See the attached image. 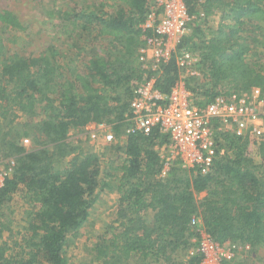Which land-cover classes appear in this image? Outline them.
I'll return each mask as SVG.
<instances>
[{
  "label": "trees",
  "instance_id": "16d2710c",
  "mask_svg": "<svg viewBox=\"0 0 264 264\" xmlns=\"http://www.w3.org/2000/svg\"><path fill=\"white\" fill-rule=\"evenodd\" d=\"M185 3L191 14L220 16L210 39L191 43L199 31L195 26L181 42L191 43L199 52L208 78L201 88L192 90L200 92L202 101H211L217 94L249 92L253 87L264 97V35L260 39L248 35L264 31V0ZM110 7L115 9L107 11L103 3L64 11L55 39L64 38V56L52 46L39 53L8 55L4 42L10 37L0 34V155L15 159L12 174L0 190V264H68L65 245L70 233L88 217L99 186L100 162L95 153L72 145L67 137L71 129L91 123L125 132L117 186L118 231L94 245L98 261L114 258L110 264H130L134 257L141 261L152 257L169 264H200V255L188 253L191 238L197 235L191 225L193 215L201 218L220 244H249L251 251L264 246V167L252 159L254 140L219 132V145L231 150V155L217 161L211 172L185 180L175 172L158 179L154 146L163 137L157 129L147 135L126 133L133 89L146 72L139 49L147 0H116ZM0 29L25 31L26 27L4 9ZM86 45L96 51L80 69V51ZM252 46L257 53H249ZM176 79V67L169 61L157 85L169 93ZM225 84L230 87L219 90ZM21 115L41 119L22 125L17 121ZM28 136L36 147L19 144ZM260 149L264 151V143ZM66 157L67 166L59 169L58 162ZM201 191L206 195L198 200L196 193ZM17 195L29 208L23 218L13 219L15 210L22 207ZM14 220L23 221V227L14 231ZM178 249L186 253V261L173 257Z\"/></svg>",
  "mask_w": 264,
  "mask_h": 264
},
{
  "label": "built area",
  "instance_id": "2783aa9c",
  "mask_svg": "<svg viewBox=\"0 0 264 264\" xmlns=\"http://www.w3.org/2000/svg\"><path fill=\"white\" fill-rule=\"evenodd\" d=\"M197 19L206 17L202 12L191 14L185 0H147L145 20L141 24L143 46L139 49L146 72L133 89L126 133L138 131L147 135L157 129L163 137L154 146L159 157L158 179L167 178L173 168L192 176L211 172L217 161L231 154V150L219 145L222 143L219 132L252 140L264 134V97L259 88L217 94L211 101H202L200 92L192 90L208 80L199 52L191 48V43H181ZM169 61L174 62L177 79L169 93H164L157 79ZM89 125L91 138L114 140L109 125ZM21 142L23 146L30 143L28 137H22ZM14 166L12 158L8 163L0 160V190ZM191 225L198 236L192 237L193 246L188 253L200 255V264H234L242 251L250 250L249 244L218 243L198 215L191 217ZM258 264H264V258Z\"/></svg>",
  "mask_w": 264,
  "mask_h": 264
},
{
  "label": "rangeland",
  "instance_id": "374dc122",
  "mask_svg": "<svg viewBox=\"0 0 264 264\" xmlns=\"http://www.w3.org/2000/svg\"><path fill=\"white\" fill-rule=\"evenodd\" d=\"M104 3V9L107 11H113L115 8L110 7L111 4L116 3V0H0V11L10 10L17 15L23 25L26 27L25 31H18L16 29L5 30L0 29V34L3 37H10L9 40L5 41V52L11 54L19 52L25 54L28 51H34V53L43 52L47 47H56L60 56H64V38L61 40H55L59 36V28L62 24V18L64 11L71 12L72 9L76 8L79 10L88 9L89 7H95ZM106 5V6H105ZM220 22V16L213 15L206 19H197L186 33V37H189L193 33L195 26H198V34L192 36L191 43L200 44L210 39L216 34L218 23ZM257 34L253 32L248 35H257V39H260L264 35V31L256 30ZM184 43V44H188ZM249 53H257L256 46L251 47ZM93 46L86 45L80 51L81 67L86 63L88 55L95 52ZM206 82V80L204 81ZM202 82V83H204ZM199 84L201 88L204 84ZM230 86L225 84L219 87L221 89H228ZM199 89V88H198ZM41 117L29 118L25 115H21L17 121L22 125L25 122H36ZM22 128V127H20ZM8 128H6L7 130ZM108 130L114 134V140L111 142H105L101 136L98 138H91L90 136V125L80 129H71L68 133L67 140L74 146H79L85 152L95 153L99 157L100 162V175H99V186L96 188L93 194V203L89 208L88 217L82 225L77 228L74 232L68 236L67 243L65 245L64 257L68 264H110L114 259L111 258L108 262L98 261L93 252L94 245L98 242L101 237H109L111 233L118 231L117 216L120 209L119 193H118V182L121 175L120 165L124 157L123 145L125 143V132L116 133L109 125ZM30 143L24 145L26 149L36 147L31 137H29ZM22 139V138H21ZM21 139L19 144L22 145ZM252 159L255 164L263 165L264 167V151L260 149L262 143H264V134L259 139L254 140ZM231 155V154H230ZM10 158L14 159L13 156L0 155V160L4 163H8ZM15 160V159H14ZM68 158L60 160L57 164L59 169H63L67 166ZM177 173L182 179H190L192 175H189L187 171H183L179 168H173L170 172ZM11 173V172H9ZM172 176V175H171ZM170 185H174L173 182ZM206 195V191L196 193V199H201ZM18 204L22 207H18L15 210L14 218H23L25 208H29L28 202L16 196ZM147 216L152 217V212L147 211ZM151 219V218H150ZM22 222L14 220L13 230L22 228ZM193 241V238H191ZM173 257L180 259L182 262L186 261V253L181 249H178ZM172 257V258H173ZM171 258V259H172ZM264 258V246H258L255 250L242 251L240 257L235 262L237 264H258ZM130 264H169L167 261L155 260L149 257L146 261H141L139 258H131Z\"/></svg>",
  "mask_w": 264,
  "mask_h": 264
}]
</instances>
